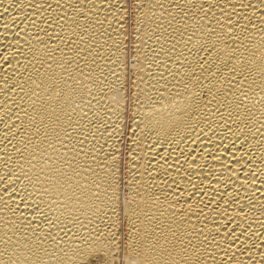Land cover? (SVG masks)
Wrapping results in <instances>:
<instances>
[{
    "label": "bare ground",
    "instance_id": "obj_1",
    "mask_svg": "<svg viewBox=\"0 0 264 264\" xmlns=\"http://www.w3.org/2000/svg\"><path fill=\"white\" fill-rule=\"evenodd\" d=\"M127 256L264 264V0H0V264Z\"/></svg>",
    "mask_w": 264,
    "mask_h": 264
},
{
    "label": "rangeland",
    "instance_id": "obj_2",
    "mask_svg": "<svg viewBox=\"0 0 264 264\" xmlns=\"http://www.w3.org/2000/svg\"><path fill=\"white\" fill-rule=\"evenodd\" d=\"M112 97H113V99H112ZM112 97H111V99L113 100V102L116 101L117 97L114 96V95H113ZM114 98H115V100H114ZM112 100H111V101H112ZM124 215H125L126 217H128L129 212L127 213V212L125 211ZM123 228H124V226L121 228V233H122V235H121V245H122V246L124 245V242H125V239H122V238H125V237L123 236V234L125 235V230H124ZM122 229H123V230H122ZM122 240H123V241H122ZM126 258H127V261L129 262L128 264H132V263H133V264H137V262H138L137 260H135V258L132 259L131 256H129V257L127 256ZM129 258H130V259H129ZM128 259H129V260H128ZM134 260H135V261H134ZM136 261H137V262H136Z\"/></svg>",
    "mask_w": 264,
    "mask_h": 264
}]
</instances>
